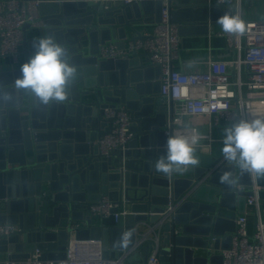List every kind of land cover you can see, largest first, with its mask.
I'll return each instance as SVG.
<instances>
[{
    "label": "water",
    "instance_id": "1",
    "mask_svg": "<svg viewBox=\"0 0 264 264\" xmlns=\"http://www.w3.org/2000/svg\"><path fill=\"white\" fill-rule=\"evenodd\" d=\"M169 4L171 19L182 35L207 33L209 24L231 13L228 5L209 0H169ZM161 7L162 0H44L38 19L44 26L34 27L30 21L23 25L24 63L34 54L33 42L54 33L68 49L79 76L67 105L48 106H38L27 92L15 90L20 68L0 77V91L11 94L10 99H0V223L20 227L10 235L0 234V253L10 251L21 257L33 247L42 250L45 258H65L72 225L84 220L90 203L108 196L128 202L136 214L127 216L134 222L156 223L169 204L175 208L163 227L162 262L204 264L209 259L221 263L222 256L210 251L206 257H195L194 247H207L213 236L217 237L215 248L230 246L235 218L243 211L241 200H246L247 192L238 193L236 211L227 203L237 195L235 184H225L221 177L230 172L235 183L249 185L250 175L223 158L200 152L196 154L201 164L188 176L157 172L154 164L168 138L165 107L157 100L159 67L145 63L146 52L134 51L125 59L98 55L100 45L114 42L122 47V42L141 37L136 24L147 22V13L159 22ZM128 28L135 36H130ZM84 41L89 42L87 52ZM115 104H123L132 114L134 136L126 150L104 155L98 140L112 121L105 117V108ZM123 218L107 227L92 224L86 217L76 237L105 236L106 247L122 250L117 241L133 227L125 228ZM135 257L146 259L132 255L128 260Z\"/></svg>",
    "mask_w": 264,
    "mask_h": 264
},
{
    "label": "built area",
    "instance_id": "2",
    "mask_svg": "<svg viewBox=\"0 0 264 264\" xmlns=\"http://www.w3.org/2000/svg\"><path fill=\"white\" fill-rule=\"evenodd\" d=\"M42 1L0 0V58H11L15 62L20 60L25 22L30 21L34 27L44 26L43 20L38 21ZM124 1L129 3L133 0ZM209 1L218 3V0ZM218 4L228 5L232 14L239 15L246 24V31L242 35L228 34L223 30L219 32L226 39L228 56L214 58L209 55L206 70L185 72L174 67L181 50L182 34L179 25L171 19L169 0H162L161 19L150 31L129 40L128 45L122 47L114 42L100 45L98 53L101 59H125L134 51L146 52L148 56L145 63L160 69L159 95L165 107V134L167 137H199L195 145L196 152L207 155L214 140L210 134L212 127L264 116V19L244 18L242 0H223ZM256 104L263 106L251 114ZM105 117L112 121L107 124V132L98 140L100 152L109 155L117 149L126 150L134 136L131 130L132 114L123 104H115L105 108ZM199 124L205 126L206 135H202ZM192 170L193 167H189L175 174L188 176ZM250 177L251 184L244 185L236 181L234 185L237 194L245 191L247 195L245 212L235 218L236 229L230 246L215 248L216 236L211 237L207 246L211 253L213 249L220 250L222 261L219 264H264V214L261 205L264 185L258 183L257 177ZM174 211L175 208L169 204L166 211L160 213L161 217L156 223H133L131 243L122 249V255L117 258L106 255L103 238H77L76 231L80 224L75 223L69 233L65 258L48 259L43 256L42 250L35 248L21 257L11 253L0 263L131 264L127 258L135 251L144 250L147 253L144 264H161L163 227L172 219ZM88 212L101 218H113L116 223L121 217L136 214L125 200L119 203L108 196H101L90 203ZM250 214L254 216L252 230L249 226ZM142 225L146 226L144 230L140 229ZM19 230L18 224L0 223V234L10 235ZM219 238L222 243L225 235Z\"/></svg>",
    "mask_w": 264,
    "mask_h": 264
},
{
    "label": "clouds",
    "instance_id": "3",
    "mask_svg": "<svg viewBox=\"0 0 264 264\" xmlns=\"http://www.w3.org/2000/svg\"><path fill=\"white\" fill-rule=\"evenodd\" d=\"M223 0H218L222 3ZM217 23L228 34L242 35L246 24L237 14L225 13ZM34 54L21 65L20 76L14 80L15 90L27 92L38 106L67 105L72 96V87L78 79V67L72 63L68 49L54 33L40 36L33 42ZM10 93L0 91V99H10ZM199 137L169 136L164 153L155 161V170L171 177L189 167L201 164L195 145ZM221 152L223 158L235 165L242 173L264 177V116L240 119L224 129ZM221 181L234 185L230 172L222 175ZM133 230L122 232L117 245L127 248Z\"/></svg>",
    "mask_w": 264,
    "mask_h": 264
},
{
    "label": "crops",
    "instance_id": "4",
    "mask_svg": "<svg viewBox=\"0 0 264 264\" xmlns=\"http://www.w3.org/2000/svg\"><path fill=\"white\" fill-rule=\"evenodd\" d=\"M242 10H243V16L245 18L264 19V0H242ZM144 17L147 20V22L142 23V24H136L137 30L140 31L141 33H144L145 31H150L156 24L152 13H147L146 16ZM41 31L42 33L45 34L43 29H41ZM128 31L130 33V36H135V33L131 30V28H128ZM221 31H222V28L217 23L214 25L209 24V30L207 33L200 34L197 32V33L183 34L179 58H177L174 61V67L182 71H185V72L203 71V70H206L207 68V59L209 55H212L214 58L227 57L228 53L226 49V39L225 37L220 36L218 34ZM29 34L30 36H33V33L32 34L29 33ZM83 43L85 47L84 50L87 52L89 48V42L84 41ZM120 45L121 46L128 45V41H124ZM23 63H24L23 54L20 60L17 62L13 61L11 58H0V77H3V75L8 71L19 69ZM79 67H82V66H79ZM82 68H84V66ZM151 74L154 75V72H152ZM80 86L83 87V83H80ZM157 100L159 104H162L163 99L160 97L159 94L157 96ZM262 106L263 105L257 104L256 110L261 108ZM197 122H200V121L198 120ZM227 126L229 125H225V124L216 125L212 127V129L210 130V134L212 135L214 140L212 142L209 155L215 158H223V155L221 152L222 139H223L224 129ZM200 128H201L202 135H206L207 132L205 131V126L200 125ZM257 181L259 184L264 185V177H257ZM27 191H29L28 187L25 188L26 194H27ZM28 197L29 196L25 198H28ZM239 197L240 196L237 194L234 197H230V199L227 202L231 206L233 205V207H236V211L240 207ZM261 205H262L263 214H264V191L261 192ZM241 209L243 211L240 213L238 212L236 216H238L239 214H243L245 212L246 200L245 201L241 200ZM84 216L85 218L86 217L91 218L92 224H95V225L111 227L117 224L113 218H101L98 215L90 214V212L86 210H85ZM85 218L84 220L78 221L80 226H84L86 224ZM133 223H135L133 217L130 218L128 216H124L123 226H125V228L128 225H131ZM249 226L251 230L254 228V216L252 214L249 215ZM145 227L146 226L142 225L140 229L144 230ZM102 238L106 240L105 236H103ZM21 240L22 238H20V241ZM28 248H29L28 250H24V253L30 252L33 249H35L33 247H28ZM194 249H195V257L197 256L206 257L208 254V250H209L208 247H194ZM11 253H15V252L9 251V252L0 253V260H3L4 258L8 257ZM105 253L107 256L117 258L122 255V250L111 249L109 247H106ZM219 254H220V250L213 249L212 255H219ZM132 255H138V256L145 255L146 257L147 253L144 250H140L137 252L136 251L133 252L130 256ZM128 258H127V261L131 264H144L146 261V259H138L136 257L131 260H128ZM161 264H166V263L161 261ZM204 264H219V263L217 262V260L210 261L208 259L207 263H204Z\"/></svg>",
    "mask_w": 264,
    "mask_h": 264
},
{
    "label": "bare ground",
    "instance_id": "5",
    "mask_svg": "<svg viewBox=\"0 0 264 264\" xmlns=\"http://www.w3.org/2000/svg\"><path fill=\"white\" fill-rule=\"evenodd\" d=\"M256 105H257V104H256ZM256 105H255L254 109L252 110L251 114L256 110Z\"/></svg>",
    "mask_w": 264,
    "mask_h": 264
},
{
    "label": "rangeland",
    "instance_id": "6",
    "mask_svg": "<svg viewBox=\"0 0 264 264\" xmlns=\"http://www.w3.org/2000/svg\"><path fill=\"white\" fill-rule=\"evenodd\" d=\"M246 6V5H245ZM245 6H244V8H245ZM245 18V17H244Z\"/></svg>",
    "mask_w": 264,
    "mask_h": 264
}]
</instances>
